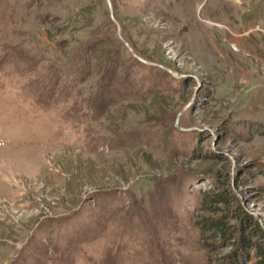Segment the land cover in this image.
Instances as JSON below:
<instances>
[{
	"label": "rangeland",
	"instance_id": "obj_1",
	"mask_svg": "<svg viewBox=\"0 0 264 264\" xmlns=\"http://www.w3.org/2000/svg\"><path fill=\"white\" fill-rule=\"evenodd\" d=\"M110 4L0 0V264H264V0Z\"/></svg>",
	"mask_w": 264,
	"mask_h": 264
},
{
	"label": "trees",
	"instance_id": "obj_2",
	"mask_svg": "<svg viewBox=\"0 0 264 264\" xmlns=\"http://www.w3.org/2000/svg\"><path fill=\"white\" fill-rule=\"evenodd\" d=\"M204 225V233L206 234H212V233H217L220 234L222 236L225 237V235L227 234L226 232V225L222 220H216V219H206V221L204 220L203 222ZM240 249H242V247H240ZM262 253L264 254V249H261ZM240 258H242L241 254L239 255ZM231 264H236V261L234 259V257L232 258V260L230 261Z\"/></svg>",
	"mask_w": 264,
	"mask_h": 264
},
{
	"label": "water",
	"instance_id": "obj_3",
	"mask_svg": "<svg viewBox=\"0 0 264 264\" xmlns=\"http://www.w3.org/2000/svg\"><path fill=\"white\" fill-rule=\"evenodd\" d=\"M107 4H108V7H109V10L111 12V16H112V7H111V4H110V0H106ZM124 44H126L125 42H123ZM144 62V61H142Z\"/></svg>",
	"mask_w": 264,
	"mask_h": 264
}]
</instances>
